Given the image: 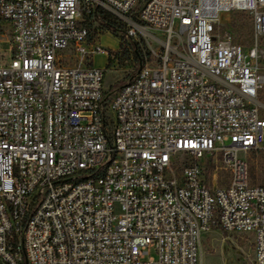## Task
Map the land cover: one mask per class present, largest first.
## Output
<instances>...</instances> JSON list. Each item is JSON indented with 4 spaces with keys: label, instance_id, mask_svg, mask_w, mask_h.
Here are the masks:
<instances>
[{
    "label": "built area",
    "instance_id": "1",
    "mask_svg": "<svg viewBox=\"0 0 264 264\" xmlns=\"http://www.w3.org/2000/svg\"><path fill=\"white\" fill-rule=\"evenodd\" d=\"M236 11L247 50L217 34ZM103 14L152 58L112 94ZM0 38V264H203L212 228L251 234L264 264V186L240 155L264 144V0H0Z\"/></svg>",
    "mask_w": 264,
    "mask_h": 264
},
{
    "label": "rangeland",
    "instance_id": "2",
    "mask_svg": "<svg viewBox=\"0 0 264 264\" xmlns=\"http://www.w3.org/2000/svg\"><path fill=\"white\" fill-rule=\"evenodd\" d=\"M126 29L122 26L121 31L110 30L101 33L100 45L113 56L108 66V55L100 53L92 58L94 66L106 68L103 88L107 94H112L115 89L126 82L137 68L138 63L131 53L134 43L140 44L139 49L141 46L145 51L148 50L147 44L150 42L148 36H144L139 31L135 36L126 38L124 34ZM149 33L154 35L152 32ZM217 34L220 37L230 38L232 43L247 50L253 45L252 22L249 14L236 11L223 15L221 23L217 25ZM118 39L127 45V48L125 47L128 50L127 53L122 52L119 55L118 51H122L123 47ZM6 48V43H0V62L3 61L2 56H7ZM146 57L152 60L150 56ZM63 60L67 65L74 64L72 57ZM258 66L264 78V38L258 42ZM258 102L261 107V116L264 118V82L258 91ZM240 155L247 163L250 184L264 186V144L257 150L241 152ZM213 174L216 175L215 184L218 187L228 184V171L220 163L208 170L210 178ZM149 255L155 256L153 249L150 250ZM201 260L203 264H255L252 235L246 232L226 233L218 228H212L202 237Z\"/></svg>",
    "mask_w": 264,
    "mask_h": 264
},
{
    "label": "trees",
    "instance_id": "3",
    "mask_svg": "<svg viewBox=\"0 0 264 264\" xmlns=\"http://www.w3.org/2000/svg\"><path fill=\"white\" fill-rule=\"evenodd\" d=\"M100 23L103 25V27L106 29V30H111V31H120L122 29V24L121 23H118L116 22L110 15L108 14H103L101 16V19H100ZM121 45V47H123V44H122V41H120L119 43ZM140 45V44H139ZM138 44L134 43V46H133V52H131L134 56V59L137 61L138 65L140 63H143L144 62V58H147L146 56L148 55L149 56V52L148 50H144L143 47L140 46L141 49H139V46ZM123 53H127L128 50L125 49V47L122 48V51H118L119 55H121ZM116 55H117V52H116ZM146 55V56H145ZM111 62V58L109 57L108 58V64L107 66L109 65V63ZM137 65V67H138Z\"/></svg>",
    "mask_w": 264,
    "mask_h": 264
},
{
    "label": "crops",
    "instance_id": "4",
    "mask_svg": "<svg viewBox=\"0 0 264 264\" xmlns=\"http://www.w3.org/2000/svg\"><path fill=\"white\" fill-rule=\"evenodd\" d=\"M103 55H106V54H103Z\"/></svg>",
    "mask_w": 264,
    "mask_h": 264
},
{
    "label": "bare ground",
    "instance_id": "5",
    "mask_svg": "<svg viewBox=\"0 0 264 264\" xmlns=\"http://www.w3.org/2000/svg\"><path fill=\"white\" fill-rule=\"evenodd\" d=\"M202 261V260H201Z\"/></svg>",
    "mask_w": 264,
    "mask_h": 264
}]
</instances>
